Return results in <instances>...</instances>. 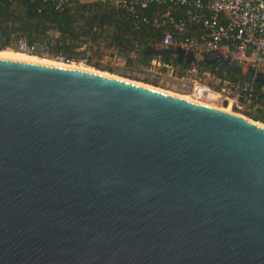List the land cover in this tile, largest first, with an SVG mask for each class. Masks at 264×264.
<instances>
[{"label":"water","instance_id":"water-1","mask_svg":"<svg viewBox=\"0 0 264 264\" xmlns=\"http://www.w3.org/2000/svg\"><path fill=\"white\" fill-rule=\"evenodd\" d=\"M0 264H264V127L0 59Z\"/></svg>","mask_w":264,"mask_h":264},{"label":"built area","instance_id":"built-area-1","mask_svg":"<svg viewBox=\"0 0 264 264\" xmlns=\"http://www.w3.org/2000/svg\"><path fill=\"white\" fill-rule=\"evenodd\" d=\"M40 1L51 4L60 11L67 0H2ZM111 6L131 19V29L148 26L160 34L157 49L190 52L191 66L180 81L188 82V95L213 103L226 102L230 107L251 105L264 111V86L254 91L242 84L237 91L227 87H209L205 81L219 83L208 71L197 66L204 54L216 53L233 61L241 72L264 74V0H110ZM18 47H25L18 42ZM57 61L66 63L63 58ZM194 63V64H193ZM197 63V64H196ZM150 67L165 68L169 65L153 58ZM212 80V81H211Z\"/></svg>","mask_w":264,"mask_h":264},{"label":"trees","instance_id":"trees-1","mask_svg":"<svg viewBox=\"0 0 264 264\" xmlns=\"http://www.w3.org/2000/svg\"><path fill=\"white\" fill-rule=\"evenodd\" d=\"M159 37L160 34L148 26L133 31L129 16L115 10L110 0H67L60 11L40 1L8 3L0 0V51L20 41L26 48H46L67 63L73 59L75 49L100 42L104 48L117 51L127 65L148 66L153 58H158L162 64L177 67V76H182L189 66H177L168 50L154 49ZM197 66L219 80L215 88L224 86L237 91L242 84H248L254 91L261 89L252 82L249 71H221L201 61ZM251 107L246 105V108ZM253 111L255 115L249 119L264 124L263 110Z\"/></svg>","mask_w":264,"mask_h":264},{"label":"rangeland","instance_id":"rangeland-1","mask_svg":"<svg viewBox=\"0 0 264 264\" xmlns=\"http://www.w3.org/2000/svg\"><path fill=\"white\" fill-rule=\"evenodd\" d=\"M80 52H82V55H80ZM1 53L12 54L14 56L35 57L37 59L51 60L52 62L57 61L56 57L50 54V52L43 47L30 49L26 47H18L17 44H12L7 50L0 51V54ZM72 58L73 59H71V61L63 64L85 67L102 75L138 84L171 96H177V98L188 97L194 101L201 103L203 102L221 109H226L229 107V111H231L232 114L241 116L245 119H249L251 115H255V112L252 109L246 108V106L241 105L239 108H231L230 105L226 104V102L213 103L210 101L201 100L199 98H192L188 95V82L180 81L179 77L177 76V67L171 66L172 72L169 74L167 69L156 67L151 68L150 64H148V66L127 65L123 58L117 53V51H115L113 48H104L103 44L100 42L90 46L88 44L82 45L78 49H75V54ZM205 83L211 88H215L218 85H216L215 82H209L208 80L205 81ZM231 93L234 92L232 91ZM260 124L264 126L263 123Z\"/></svg>","mask_w":264,"mask_h":264},{"label":"bare ground","instance_id":"bare-ground-1","mask_svg":"<svg viewBox=\"0 0 264 264\" xmlns=\"http://www.w3.org/2000/svg\"><path fill=\"white\" fill-rule=\"evenodd\" d=\"M0 59L1 60L12 61V62H22V63L39 64V65H44V66H53V67H62V68H72V69H77V70H81V71H85V72H91V73H95V74L102 75V74H100L98 72L92 71V70H90L88 68H85V67H80V66H75V65H69V64H63L62 62H59V61H56V62H59V63H56V62H52L51 60L49 61V60H45V59H37L35 57L14 56L12 54H4V53H1L0 54ZM60 63H62V64H60ZM102 76H106V75H102ZM107 77H109V76H107ZM179 98H181L183 100L190 101V102H196V103H199L201 105L209 106V107H212V108H216V109H219V110L224 111L226 113H231V111H229V107L226 108V109H223V108L221 109V108H218V107H215L213 105H209V104H206V103H203V102L201 103V102L194 101V100H192V99H190L188 97H185V98L179 97ZM236 116H238V115H236ZM247 120H249V119H247ZM255 123L261 125L258 122H255ZM261 126H263V125H261Z\"/></svg>","mask_w":264,"mask_h":264},{"label":"flooded vegetation","instance_id":"flooded-vegetation-1","mask_svg":"<svg viewBox=\"0 0 264 264\" xmlns=\"http://www.w3.org/2000/svg\"><path fill=\"white\" fill-rule=\"evenodd\" d=\"M168 54L170 55V57L173 58V60H174V62H175V64H176L177 66H184V65H187V64L184 62L183 58H178V57L174 54L173 51H169ZM202 63H204V64H206V65H208V66H213V67H215V69H218V70H221V71H223V68L225 67V66L219 67V66H218L219 61L214 62L213 64H209V63H207L206 61H202Z\"/></svg>","mask_w":264,"mask_h":264},{"label":"crops","instance_id":"crops-1","mask_svg":"<svg viewBox=\"0 0 264 264\" xmlns=\"http://www.w3.org/2000/svg\"><path fill=\"white\" fill-rule=\"evenodd\" d=\"M87 1H92V0H87ZM154 49H155V47H154ZM169 51H173V50H168V52H169ZM173 52H175V51H173ZM188 66H189V65H188ZM170 67H171V66H170Z\"/></svg>","mask_w":264,"mask_h":264}]
</instances>
